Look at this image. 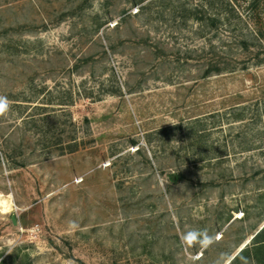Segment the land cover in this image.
I'll return each mask as SVG.
<instances>
[{
  "label": "rangeland",
  "instance_id": "rangeland-1",
  "mask_svg": "<svg viewBox=\"0 0 264 264\" xmlns=\"http://www.w3.org/2000/svg\"><path fill=\"white\" fill-rule=\"evenodd\" d=\"M209 1L0 0V264H221L264 224L259 24Z\"/></svg>",
  "mask_w": 264,
  "mask_h": 264
},
{
  "label": "trees",
  "instance_id": "trees-1",
  "mask_svg": "<svg viewBox=\"0 0 264 264\" xmlns=\"http://www.w3.org/2000/svg\"><path fill=\"white\" fill-rule=\"evenodd\" d=\"M209 6L207 7L208 9V21L210 25L215 26L219 21L221 17V12L224 10L226 13L228 11V7H222V5L218 4L219 7H216V3L213 0L209 1ZM225 5V4H224ZM226 5H231V3L226 1ZM222 8H221V7ZM249 8H250V15L249 17H252L255 19L257 22L256 24H259L256 29H253L252 31H247L244 32L242 31L241 36H240V47L244 50H252V46L256 45L257 48L264 49V22H263V17L261 13V8H260V0H250L249 1ZM197 18H204V17H197ZM260 51V50H259ZM255 58H257V62H264V56L260 57V52H256Z\"/></svg>",
  "mask_w": 264,
  "mask_h": 264
},
{
  "label": "crops",
  "instance_id": "crops-1",
  "mask_svg": "<svg viewBox=\"0 0 264 264\" xmlns=\"http://www.w3.org/2000/svg\"><path fill=\"white\" fill-rule=\"evenodd\" d=\"M221 264H264V224L246 231Z\"/></svg>",
  "mask_w": 264,
  "mask_h": 264
},
{
  "label": "bare ground",
  "instance_id": "bare-ground-1",
  "mask_svg": "<svg viewBox=\"0 0 264 264\" xmlns=\"http://www.w3.org/2000/svg\"><path fill=\"white\" fill-rule=\"evenodd\" d=\"M0 206L2 207V210L9 211L13 207V203L9 200V198L0 196Z\"/></svg>",
  "mask_w": 264,
  "mask_h": 264
},
{
  "label": "clouds",
  "instance_id": "clouds-1",
  "mask_svg": "<svg viewBox=\"0 0 264 264\" xmlns=\"http://www.w3.org/2000/svg\"><path fill=\"white\" fill-rule=\"evenodd\" d=\"M6 98L0 97V116L5 115L7 112L9 105L5 103ZM199 239H210V237H198Z\"/></svg>",
  "mask_w": 264,
  "mask_h": 264
},
{
  "label": "water",
  "instance_id": "water-1",
  "mask_svg": "<svg viewBox=\"0 0 264 264\" xmlns=\"http://www.w3.org/2000/svg\"><path fill=\"white\" fill-rule=\"evenodd\" d=\"M12 218H13V221L15 222V221H16V219H15V215H13Z\"/></svg>",
  "mask_w": 264,
  "mask_h": 264
}]
</instances>
